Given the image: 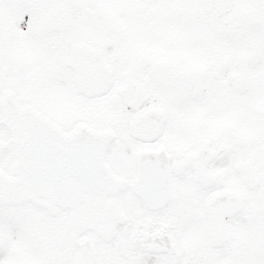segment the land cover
<instances>
[{
    "label": "snow or ice",
    "instance_id": "6c2138e0",
    "mask_svg": "<svg viewBox=\"0 0 264 264\" xmlns=\"http://www.w3.org/2000/svg\"><path fill=\"white\" fill-rule=\"evenodd\" d=\"M0 264H264V0H0Z\"/></svg>",
    "mask_w": 264,
    "mask_h": 264
}]
</instances>
